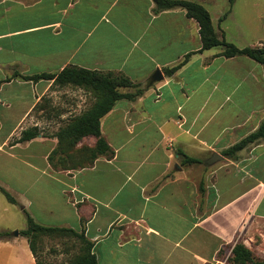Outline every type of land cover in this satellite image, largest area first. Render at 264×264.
Segmentation results:
<instances>
[{
    "label": "crops",
    "instance_id": "obj_1",
    "mask_svg": "<svg viewBox=\"0 0 264 264\" xmlns=\"http://www.w3.org/2000/svg\"><path fill=\"white\" fill-rule=\"evenodd\" d=\"M193 1L221 10L217 20L228 9L220 0ZM212 23L240 48L264 47V3L234 0L220 24ZM198 30L183 9L155 12L152 0H0V79L74 65L143 87L100 120L113 154L81 165L48 156L69 108L90 91L53 80L0 85V168L12 165L0 186L16 200L0 191V232L10 233L0 238V264H36L19 234L26 213L45 226L83 230L98 264H219L237 242L264 237V140L234 159L221 153L264 120V65L220 56L221 47L198 52ZM156 70L160 80L152 78ZM45 97L60 107L53 121L35 114ZM32 126L36 138L10 144ZM81 140L92 147L96 138ZM179 151L201 162L183 163ZM215 152L222 158L207 164Z\"/></svg>",
    "mask_w": 264,
    "mask_h": 264
},
{
    "label": "trees",
    "instance_id": "obj_2",
    "mask_svg": "<svg viewBox=\"0 0 264 264\" xmlns=\"http://www.w3.org/2000/svg\"><path fill=\"white\" fill-rule=\"evenodd\" d=\"M154 3V11L159 12L171 8H181L185 11L188 18L194 19L199 26V36L201 46L198 52L213 48L221 47L220 56L234 57L246 56L256 62L264 65V47H238L232 42L225 39L224 35H220L213 26L210 12L199 2L193 0H152ZM229 7L223 15L219 17L222 21L231 9L234 0H228ZM190 54L175 64L167 68V74H173L178 68L185 64ZM18 78L25 81H39V80H53L54 84L65 85L71 84L91 91L97 96L96 101L84 112L71 119L65 126L60 127L55 133L54 137L57 139V145L50 152L48 156L49 162H52L58 155H67V149H71L86 135H92L96 141L92 147H88L89 162H93L99 155L111 156L113 150L108 145L104 137L101 135L100 120L112 109L116 101L127 98L134 99L142 93L140 83L133 82L127 76L122 74L116 75L111 72H100L98 70L86 69L74 65H68L57 73L39 72L33 74H23L18 71H13L10 75L0 79V85L3 82ZM120 88L135 89L133 93L122 92ZM40 130L37 126H32L21 131L20 136L11 141V145L17 142L29 141L36 138ZM258 140H264V120L260 123L258 128L242 138L233 145L222 150V155L234 159L237 153L246 147L248 144ZM183 163H200L201 161L195 157L182 154ZM70 157V156H69ZM199 191L203 190L202 181L198 185ZM0 191L4 194L6 199L11 203H16L14 197L2 186ZM26 228L19 231V234L26 237L29 248L35 258L36 264H50L45 263L40 258V250L37 245V240L42 235H64L73 236L79 239L81 243V253L76 258L72 259L68 264H98L96 256L91 252L92 243L85 237L84 231H75L70 227L60 226H45L37 223L28 213H26ZM9 232H0V238L8 236ZM227 259L234 264H264L263 260H255L249 250L242 242H237L231 249ZM209 264V263H207Z\"/></svg>",
    "mask_w": 264,
    "mask_h": 264
},
{
    "label": "rangeland",
    "instance_id": "obj_3",
    "mask_svg": "<svg viewBox=\"0 0 264 264\" xmlns=\"http://www.w3.org/2000/svg\"><path fill=\"white\" fill-rule=\"evenodd\" d=\"M248 1L249 2H256V3H264V0H238V3H246ZM217 5L218 6L223 5V8H226V7L228 8L229 7V1L228 0H224V1L220 0ZM220 11L221 10H219L218 8H217V10L216 9H209V12L211 14V17L213 19L214 24H217V22L219 20V19L217 20L216 13H218ZM220 22L221 21H219V24H220ZM224 25L227 28L228 35L230 36L232 28L234 27V23L231 20V18L226 20ZM218 48H220V47L217 46V47H214L213 49H218ZM141 88L143 89V87H141ZM120 90L121 91L128 90V92H131V93H133L135 91V89H132V88H129V89L120 88ZM91 94H92V97H90L88 99L86 98L85 101L83 102V104H80L78 106L74 104V107L69 108L72 111L71 114L68 115V118L70 120L73 119L74 117H76L77 115L81 114L85 110H87L96 101V99L98 97L95 96L92 92H91ZM49 99L50 98L45 97V100H43L42 102L37 104V106L35 107V114L39 118L44 116V117L53 121L59 115L58 108L60 109V107L56 104L52 105L50 103H47L46 100H49ZM40 111H41V113H40ZM49 131H51L50 128H49ZM81 141L82 140H80V142ZM88 147L89 146L85 142L82 141V144H80L78 147L74 146L71 149H67V153L69 154L70 157H72V159L74 160V163L77 162L76 164H81V165L86 164L89 161V159H88ZM64 156H66L67 158L69 157L67 155H64ZM60 157H61V155H59L58 158H60ZM67 158L64 157V160L66 161V163L70 161ZM4 164H2V166L0 168V176L2 178H4L5 180H8L10 178V176H9L10 170H8L7 168H8V166H9V168H11L12 165H11V163L8 164L7 162H5ZM18 170H20V168H18V166L16 165V172L17 173H18ZM16 176H17V174H16ZM11 182H16V178L15 179L11 178ZM53 189L54 188L52 186H49V190H53ZM13 231H11V232H13ZM242 243L249 250H251L252 256L255 260H263L264 259V237L262 235L256 234L254 240L250 241V244H248L247 242H245V243L242 242ZM37 245H38V248L40 250L39 251L40 252L39 253L40 258L45 263H50V264H68L72 259L76 258L81 253V243H80L79 239H77L76 237H73V236L42 235L38 238ZM225 257H226V255H225V251H224L221 254L219 259L223 260ZM219 264H234V263L232 261H229L227 258H225L224 262L222 261Z\"/></svg>",
    "mask_w": 264,
    "mask_h": 264
},
{
    "label": "water",
    "instance_id": "obj_4",
    "mask_svg": "<svg viewBox=\"0 0 264 264\" xmlns=\"http://www.w3.org/2000/svg\"><path fill=\"white\" fill-rule=\"evenodd\" d=\"M152 78H153V80H160L162 78V75H161L160 71L159 70H156V72H155V74L153 75ZM221 158H222L221 155H219L218 153L215 152L205 162L210 165V164H213L214 162H216L218 159H221ZM12 234L15 235V236H17L18 235V231L17 230H14L12 232Z\"/></svg>",
    "mask_w": 264,
    "mask_h": 264
}]
</instances>
